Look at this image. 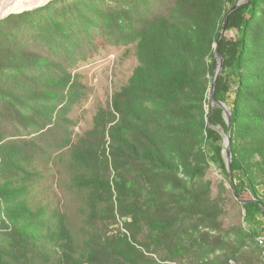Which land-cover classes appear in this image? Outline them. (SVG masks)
<instances>
[{"label": "trees", "instance_id": "obj_1", "mask_svg": "<svg viewBox=\"0 0 264 264\" xmlns=\"http://www.w3.org/2000/svg\"><path fill=\"white\" fill-rule=\"evenodd\" d=\"M238 1L174 0L166 14L149 16L135 35L139 65L130 82L99 109L93 128L75 141L64 134L76 169L73 184L87 190L83 239L65 211L29 200L42 176L33 170L31 151L45 149L35 138L3 142L0 127V264H142L137 230L131 240L105 227L116 217L114 192L131 226L147 225L152 240L184 253L187 220L193 230L199 220L217 223V207L182 175L202 173L200 158L214 163L242 198L259 200L242 205L249 234L264 243V0L228 14ZM92 5L85 4L81 19ZM219 40L225 62L215 97L232 110L231 173L215 128L229 131L223 108H206ZM10 43L0 42V124L14 117L41 137L55 112L70 107L72 75L56 73L55 61ZM106 169L117 171L114 192ZM205 241L192 247L197 257L226 247L222 236Z\"/></svg>", "mask_w": 264, "mask_h": 264}, {"label": "rangeland", "instance_id": "obj_2", "mask_svg": "<svg viewBox=\"0 0 264 264\" xmlns=\"http://www.w3.org/2000/svg\"><path fill=\"white\" fill-rule=\"evenodd\" d=\"M89 2L93 4L91 10L86 13V19H81L85 4ZM173 2L45 0L25 10L11 12L0 20L1 43L21 45L59 64L61 68H56V73L68 72L72 75L68 87L73 92L72 103L66 113L55 112L52 124L44 129L45 135L38 136L14 117L4 118L0 127L5 137L3 142L15 141L19 144L23 143V139L35 138L45 149L31 151L36 152L32 161L33 170L41 171L42 176L33 184L29 200L65 211L79 240L87 235L84 221L89 211L87 190L73 184L76 169L64 134L70 138L68 140L75 141L93 128L99 109L112 104L115 92L130 82L139 65L138 37L135 35L149 16L166 14ZM209 105H206L207 109ZM191 161L195 165L193 158ZM199 161L204 165L202 173L182 175L194 185L193 189L205 193L210 204L217 207V223L214 226L210 221L199 220L200 229L193 230L192 221L187 220L184 253L170 251L171 244L150 238L147 225L140 228L131 226L132 218L120 215L117 193L113 191L116 169H106L114 192L112 202L116 217L111 218L110 224L105 227L110 234L127 235L131 240L134 230H137V238L141 241L135 245L142 264H220V261L223 264H264L262 238L254 239L249 234L245 210L232 185L214 163L201 158ZM2 180L3 175L0 174ZM218 236L226 240L225 248L210 252L207 249L205 258L204 253L196 256L197 250H192V247L198 243L206 244L205 239L213 241ZM235 249L236 254L232 255Z\"/></svg>", "mask_w": 264, "mask_h": 264}, {"label": "water", "instance_id": "obj_3", "mask_svg": "<svg viewBox=\"0 0 264 264\" xmlns=\"http://www.w3.org/2000/svg\"><path fill=\"white\" fill-rule=\"evenodd\" d=\"M249 0H239L237 2V4L231 8L228 12V14L232 13L233 11H235L236 9H238L240 6L246 4ZM8 15V14H7ZM7 15L1 16L0 20L5 18ZM227 24H228V17L225 18L224 20V24L222 27V31H221V38L223 37L225 30L227 28ZM220 40L215 44V56L217 58V66L214 72V76H213V80H212V84L209 88V99H210V105L212 108H214L216 105H219L223 108V112H224V116L225 119L228 123L229 126V131L226 132L224 129L220 128V127H215L217 130H219L224 138V150H223V155L227 164V168L229 170V173H231L232 171V162H233V151H232V136H231V128H232V110L231 107L229 105H227L225 102L217 100V98L215 97V90H216V84H217V80L219 78V76L222 74L223 71V67H224V62H225V58L224 56L221 54L220 50H219V46H220ZM209 121V119H208ZM234 193L236 198L242 203H249L251 201H255V202H259L258 199H250V198H242L239 194V192H237L236 187H233ZM263 210H264V206H263Z\"/></svg>", "mask_w": 264, "mask_h": 264}, {"label": "bare ground", "instance_id": "obj_4", "mask_svg": "<svg viewBox=\"0 0 264 264\" xmlns=\"http://www.w3.org/2000/svg\"><path fill=\"white\" fill-rule=\"evenodd\" d=\"M43 1L45 0H0V17L11 12L25 10Z\"/></svg>", "mask_w": 264, "mask_h": 264}]
</instances>
